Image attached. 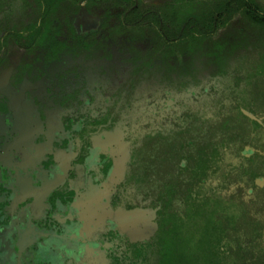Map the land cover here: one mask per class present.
Returning a JSON list of instances; mask_svg holds the SVG:
<instances>
[{
    "label": "rangeland",
    "instance_id": "1",
    "mask_svg": "<svg viewBox=\"0 0 264 264\" xmlns=\"http://www.w3.org/2000/svg\"><path fill=\"white\" fill-rule=\"evenodd\" d=\"M5 1L0 55L4 32L16 33L24 47L11 40L0 90L14 94L18 78L27 81L16 92L15 128L31 126L21 128L32 134L44 125L27 118V88L32 102L46 101L49 132L88 94L109 113L92 140L110 151L114 170L104 187L92 186L90 201L86 194L78 201L82 212L95 199L84 215L93 222L90 233L105 225L99 194L127 180V197L138 207L117 211L116 219L136 240L158 230L155 264H214L219 256V264H264V26L258 18L264 0H245L246 7L229 0H47L46 16V0ZM189 16L203 29L184 28ZM9 141L0 138L14 151ZM205 153L218 156L209 154L210 172L200 181L192 171ZM58 158V175L27 173L15 186L13 219L2 238L8 253L17 223L29 213L39 218L64 181L70 156ZM34 244L47 249L43 241ZM88 248L90 260L104 254Z\"/></svg>",
    "mask_w": 264,
    "mask_h": 264
},
{
    "label": "flooded vegetation",
    "instance_id": "2",
    "mask_svg": "<svg viewBox=\"0 0 264 264\" xmlns=\"http://www.w3.org/2000/svg\"><path fill=\"white\" fill-rule=\"evenodd\" d=\"M47 2L44 14L45 16L47 15V13H49L50 10L49 4V9L47 11ZM6 5L7 1L0 0V13L4 11ZM38 31L37 34H35V37L32 38L31 43L33 42L34 38H36V35L39 34ZM4 33L2 37V47L4 49L0 55V59L2 60V66L7 67L12 56V54H9V46H11V40L14 41L16 46L20 48L24 47V45L22 44V46L20 44L18 39L19 37L16 33ZM52 47L55 48V46L53 45ZM21 73L18 74L21 75ZM18 79L19 82H13L14 84L16 83V89H12V92H14V94L9 93L10 90L7 89L0 90V138L7 140L9 137L10 141L8 144H10L12 146V149H14V151L6 150L5 145H7V143L2 142V144H0V203L4 204L6 202H9L8 205L3 207L7 212L6 215L11 216L8 208L13 202L14 193L16 192L15 186L19 183V181L25 174L28 173L32 175L33 173L35 177L41 179L45 176L52 177L56 174L61 173L62 169L60 167V160L58 158L61 157V155L70 156V162L66 160L70 163V169L67 171L64 181L59 185V187L53 189L47 196V207L39 216V218L36 219L32 214H28V216H25L22 222L17 223V229L14 231V235H12V238H10L11 242H9L8 245L9 249L12 250L9 253L8 248L5 247L2 242V238H4V235L6 233L5 230L7 227H9L12 221L8 223L9 225L2 226L0 228V252L3 254V260L0 264H117V262L115 261V256L118 260L120 259V237L127 236L131 241H138L132 238L127 233L123 234L121 228L118 225L116 217H110L107 214H110L109 209H111V200L117 191L112 190L111 192H107V195L105 193L99 194V197H101V203L103 205H101L100 208L102 210L104 209L105 212V225L102 228L98 227L95 230L93 229L94 231L92 230L91 233L90 223L93 222L90 221V219L84 217V215H87L89 210L91 211L92 208L95 207V199L90 202L91 206H84V211L82 210V212L80 210L81 208L78 207V201H81V195L86 194L87 196L84 197L88 201H90L91 199L90 196L96 195L95 192L90 193L92 186L104 187V184L109 183L111 174L115 167V159L112 157L110 151L107 152L108 156L104 159H100L99 157H97L98 155L90 151V155L84 159V162L82 164H77L73 169L72 163L76 159V157H78V152H75V150L76 147L79 148V141L73 144L74 141L71 133H61L60 130H62V121L60 122V127H58V130L56 129L54 132H49V130H47L48 128L47 126H45V121L47 120L48 114L46 113V110L43 109V103L45 104L46 101H44L43 103L38 100L32 102L29 98L28 93L30 91V88H27L23 97L24 104L26 105L24 106V111L27 115V118L33 119V121H42L44 122V125L36 133L27 134L23 132L22 128L31 129V126H21L22 128H17L19 130L18 132L15 128L14 122L16 102L18 101V95H16V92L19 91L17 89H19L21 85L27 83L26 79L21 78V76ZM103 98L107 105L111 102L110 96H108L107 94ZM86 102L89 103V101ZM29 108L32 109V111ZM98 109L107 113V108ZM73 112H80V110H74ZM73 112L62 114L61 119L63 116L73 115ZM42 118L44 120H41ZM2 122L4 124L3 127L1 126ZM13 129H15L16 131L15 135L12 136L11 131ZM59 131L61 133L58 134L59 138L61 140H68V147H66V149L64 148L65 150L61 149L54 152V157L57 160V164L53 165L47 170H43L41 167L42 161L45 159V154L52 147L54 135ZM17 132L18 135L20 133L21 135L25 134V136H29L26 138L23 146L25 152L19 151L20 154L16 153V150L20 148L16 145L17 141H19ZM40 135H43L46 138V141H44L43 143H36ZM95 147L99 148L102 151L100 147ZM100 150L96 152H100ZM29 159L32 161L34 160L35 163L31 164V161ZM109 159H112L113 163L111 168L107 172L106 178L102 180V183L95 184L92 180L94 172L99 173L100 169L103 168L107 162H109ZM79 168H82V173L78 172ZM72 169L75 178H70L69 182L73 185L71 188L74 189L73 199L71 201H62L60 198H55L54 202H52L54 192H56L58 188H60L67 182L68 173ZM99 178H97L95 181L98 182L100 180ZM118 193L120 195H123L125 200L130 203L129 197H127L129 195V192L127 190H122ZM85 199L83 201H85ZM133 206H135V203ZM21 207L22 209L24 208L22 205ZM115 211L117 212L118 210ZM11 219H13V216H11ZM153 232L154 230L151 231L150 235ZM79 233L81 234V236H79ZM111 236H113V239L111 238ZM35 241L38 243L43 241L47 249H40V251H38V248L35 246L36 244L33 245ZM106 245L109 247H106ZM88 246H91L93 248L95 247L96 250H100L101 252H104V254L101 255L100 259L96 255L91 257L92 259L90 260L88 256ZM33 247L38 252L33 251ZM31 252H33L34 255H32ZM153 259L154 257L152 258V260ZM151 263L155 264L154 260L151 261Z\"/></svg>",
    "mask_w": 264,
    "mask_h": 264
},
{
    "label": "trees",
    "instance_id": "3",
    "mask_svg": "<svg viewBox=\"0 0 264 264\" xmlns=\"http://www.w3.org/2000/svg\"><path fill=\"white\" fill-rule=\"evenodd\" d=\"M182 1H185V0H179V2H182ZM231 1L232 2L237 1L241 3L244 7L247 6L245 0H229L228 5ZM48 9H49V3L47 2V11ZM258 18L264 26V14H260ZM192 24H195L200 29H203L202 23L199 20H197V18L192 17V16H189L186 18L184 22V28H189ZM215 28L216 27H213V29ZM54 46L55 47L59 46L58 40L54 42ZM1 62L2 60L0 59V64ZM157 73L158 72L151 71L150 76L153 78H156ZM86 99L78 103L80 105V109H79L80 112H73L74 113V114L72 113L73 115L63 116L61 119L62 121V130H60L61 133H65V132L71 133L73 141H74L73 144L79 141V148L76 147V150H75V152H78V157H76V159L72 163L73 169H74V166H76L77 164H82L84 162V159L90 155L89 154L90 151L98 155L97 157H99L100 159H104L108 156L107 152H103L99 148L95 147L92 141V137L94 134L101 131L100 130L101 127H105L106 122L109 120V116H108L109 113L108 111L106 113L98 109L97 107H94L90 94L87 95ZM86 101H89V103H87ZM41 120H44V119L42 118ZM112 128H108V131H111ZM60 131L54 135V141L52 142V147L45 154V159L42 161V164H41L42 165L41 167L43 170H47L53 165L57 164V160L54 157V152L61 150V149L65 150L66 147H68V144H67L68 140L66 139L61 140L59 138L58 134H61ZM44 141H46V138L43 135H40L36 143L37 142L43 143ZM99 150L100 152H96ZM205 154L206 156L202 158L203 160H205L203 161L202 165H196L195 166L196 168H194V170L192 171L193 173L192 175L200 181L204 180L205 175H207V173L210 172L209 162L207 161L211 159L209 157V154L207 153ZM210 155L212 156L213 160L216 159L215 155L218 156V154H214V153ZM112 163H113L112 159H109V162H107L104 165V167L100 169L99 173L94 172L92 180L95 184L102 183V180L106 178L107 172L111 168ZM73 169L68 173L67 182L63 186L58 188L56 192H54L52 202H54L55 198H60L62 201L64 200L71 201L73 199L74 189L71 188L73 185L69 182L70 178H75L74 177L75 175L73 174ZM97 178L100 179L98 182L95 181ZM126 186H127V180L120 183L117 187L114 188V191H117V192L115 193V195L113 196L111 200L112 202V204L110 205L111 209H109L110 214L107 213L110 217H113V216L116 217L115 210H118L119 213H122L124 211H131L138 207V206L131 205L127 200H125L123 195H120L118 193L119 191L126 190ZM164 195L170 197L172 200V197L170 195H167V194H164ZM160 200L161 202H163V200L165 201V197L162 195L160 197ZM8 204L9 202H6L4 204L0 203V207H1L0 208V228L2 226L9 225L8 223L11 222L12 220L10 215L9 216L6 215L7 212L3 208L4 206ZM140 208H144V207H140ZM111 210H112V213H111ZM157 231L158 230H154V232L145 240H138V241H131L128 239L127 236H124V237L121 236L119 239L121 241V249L119 253L120 259L118 260L115 256V261L117 262V264H152L151 261L155 259L156 255L159 253L160 247L162 246L161 244L162 238L159 237L160 234ZM122 233L126 234V232L124 231H122ZM111 238L113 239V236H111ZM212 254L214 253L212 252ZM2 256L3 254L0 252V263L3 260ZM153 257L154 259L152 260ZM219 257L217 258V262H215L214 264H219L218 263ZM174 264H180V263L177 260Z\"/></svg>",
    "mask_w": 264,
    "mask_h": 264
},
{
    "label": "crops",
    "instance_id": "4",
    "mask_svg": "<svg viewBox=\"0 0 264 264\" xmlns=\"http://www.w3.org/2000/svg\"><path fill=\"white\" fill-rule=\"evenodd\" d=\"M2 123H3V122H2ZM2 127H3V126H2ZM27 137H29V136H28V135L25 136V134H23V135H22V138H21L19 141H17L16 145H17L18 147L21 148L20 150H18V149L16 150V151H17V152H16L17 154H20L19 151H21V152H25L23 146H24V143H25V141H26L25 139H26ZM18 147H17V148H18ZM30 156H31V155H30ZM57 175H58V174H57ZM52 177H53V176H52ZM29 214H32V213H29Z\"/></svg>",
    "mask_w": 264,
    "mask_h": 264
}]
</instances>
